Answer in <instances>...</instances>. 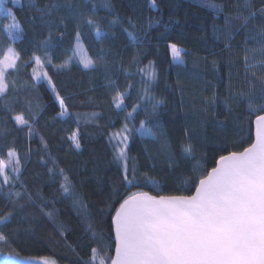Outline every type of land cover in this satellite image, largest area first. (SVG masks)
<instances>
[{"label":"trees","instance_id":"obj_1","mask_svg":"<svg viewBox=\"0 0 264 264\" xmlns=\"http://www.w3.org/2000/svg\"><path fill=\"white\" fill-rule=\"evenodd\" d=\"M50 0H37L43 5ZM115 12L122 18L121 26H115L109 31H115V38H106L97 42L94 32H88L87 26H82L84 35L77 49L75 37V21L65 19L67 27L53 28V42L56 45L51 49L55 57L53 63L60 64L69 56L72 61L69 67L62 70L54 69L51 65L44 70L51 76L60 95L65 98L69 117L58 116L60 111L58 102L55 101L52 91L45 83H38L33 90L31 72L34 61L29 58L35 52L43 57L44 50L39 41H43L49 29L42 25L39 18L33 22L30 17L37 16L35 12L24 7L26 0L14 5L11 0H6L5 6L12 9L18 22L22 25L19 38L10 37L3 27L10 23V17L0 14V58H3L9 46L15 49L21 59L17 68L7 70L9 82L15 80L16 90L11 88L5 99L9 112L3 101H0V158L8 160L7 151L15 147L19 153L22 164L20 179L25 182L29 191L36 199V207L31 209L39 217L36 224L34 237L21 239L16 245L23 256H32L37 259L48 258L56 264H84L91 255V249H100L99 255L114 256V230L111 226V217L115 214L116 207L127 195L134 192H147L160 195H191L195 191L194 180L206 175L215 167L220 155H227L230 151H242L254 141L255 116L249 114L245 104L234 107L233 113L218 101L215 109L216 115L211 111L207 118L203 112V98L212 95L218 90L222 98L226 94V85L229 77V61H236L231 69L232 83L243 84V41L246 35L240 29L239 21L232 20L233 39L227 41L222 31L225 26V16H235L236 9L232 6L236 0H155L158 8H150L149 0H111ZM208 3L223 4L224 11L215 13L207 6ZM256 7H259L257 0ZM246 14V13H245ZM66 15L62 11L60 16ZM131 16L136 23V32L141 43L133 44L122 28H129L127 17ZM103 17L104 19H100ZM154 22L148 27V20ZM93 19L106 27L111 14L108 9L99 8ZM59 23V19L56 21ZM259 23V21H255ZM217 34L214 35V27ZM252 25L250 24L249 27ZM147 29V35L144 30ZM59 32L64 36L59 37ZM164 38H159L160 34ZM150 41V43L148 42ZM175 42L185 50L183 65L175 64L170 56L167 44ZM226 43L233 45L232 53L225 48ZM106 50L103 60L99 58L100 49ZM249 48L256 44L249 42ZM73 49H76L75 53ZM92 58L94 66L84 68L80 63L81 58ZM135 58L136 62H133ZM24 61H29L25 67ZM213 61H217L214 68ZM154 62L158 79L153 82L152 92L158 99L165 101L160 109L158 121L159 129L169 141L173 153L179 163L174 171L167 167L166 157L152 155L158 151V143L145 137L141 138L134 133L128 148L129 169L136 166V174L143 177L144 173L155 178L156 183L145 182L143 179L126 188L121 186V172L118 163L113 159V147L108 143V134L121 127L126 112L132 111L133 104L137 102L140 93L144 69ZM218 69V71H217ZM239 71V75H238ZM113 80L119 85L118 89L105 86L106 81ZM131 84L132 87L128 88ZM128 95L124 101L123 110L115 107L112 97L115 91H125ZM31 100L29 107L25 103ZM37 101L43 109L36 107ZM41 111L38 119L32 121L31 113ZM23 113L25 119L33 123L34 135L26 137L27 127L15 124L16 114ZM97 113L98 117L90 124L85 121L91 119V114ZM79 114V127L81 132L80 149H76L67 139L71 132L77 128L76 115ZM259 114V113H257ZM227 116V119L225 117ZM145 119L142 110L138 109L129 127H139V122ZM214 121H220L216 124ZM99 125V126H97ZM154 131H158L155 123L150 122ZM7 131V134H4ZM47 143V150L43 143ZM191 143L195 146L192 156L182 152L181 144ZM31 149L30 156L26 155ZM63 168L70 178L76 193L87 205V216L96 232L103 233V241L93 240L88 232V220L84 214L78 215V209L72 207V198L67 199L59 191L61 177L50 178L47 167ZM43 156L47 165L40 163ZM195 169V171H193ZM7 172L12 173L11 165ZM191 177L192 179H186ZM118 191L112 194L113 186ZM41 191L45 211L55 210V219L63 223V232L58 231L55 225L39 213L41 200L36 192ZM2 196V193H0ZM5 202L0 199V214L6 211ZM7 231V229H5ZM111 243L112 247L106 246ZM0 255L11 256L12 249L0 243ZM110 264V262H109Z\"/></svg>","mask_w":264,"mask_h":264},{"label":"snow or ice","instance_id":"obj_2","mask_svg":"<svg viewBox=\"0 0 264 264\" xmlns=\"http://www.w3.org/2000/svg\"><path fill=\"white\" fill-rule=\"evenodd\" d=\"M14 5L20 4L21 0H11ZM259 7H256L257 0H236L232 5L236 9L235 16H225V26L222 30L226 35L225 39H233L231 21H239V28L246 31L244 37L243 51V84L232 83L231 69L236 61H229V77L226 85V94L221 98L218 90L213 91L212 95L203 98L204 108L201 110L207 118L210 111L215 109L218 101L228 110V114L233 113L234 107L238 108L245 104L250 115L255 116V139L242 151H230L227 155H220L213 167L206 175H201L194 180L195 191L191 195H160L154 196L147 192H134L126 196L115 209V214L111 217V226L114 230L115 255H99L100 249L93 247L91 255L84 264H264V0H258ZM6 0H0V14L10 17V23L3 27L7 30L10 37L19 38L22 32V25L12 9L5 7ZM150 8H158L155 0H149ZM207 6L215 13L224 11L223 4L208 3ZM29 11L35 12L37 16L30 17L35 22L37 18L42 25L49 29L48 36L39 41L40 47L44 50V55H33L29 58L34 61L31 77L35 83L31 88L35 90L38 83L42 82L52 91L55 101L58 102L60 111L58 116L61 118L69 117L65 98L60 95L51 76L46 70V66L51 65L54 69L62 70L69 67L72 57L69 56L60 64L53 63L55 57L50 50L55 48L53 42V28L67 27L65 19L72 18L75 23V37L77 49L81 37L84 35L81 28L87 26L88 32H94L97 42H102L106 38H115V31H109L115 26H121L122 18L115 12L111 0H50L43 5H39L37 0H26L24 5ZM99 8L108 9L111 19L107 26H101L100 22L93 19ZM62 11L66 15L60 16ZM246 13V14H245ZM59 19V23H57ZM100 19H104L101 17ZM259 23H255V21ZM129 28H122V31L130 38L133 44L141 43L136 32L137 25L131 16L127 17ZM153 21L148 20V27H152ZM252 25L249 27V25ZM214 27V35L220 40L217 34L218 28ZM147 35V29L144 30ZM64 32H59V37L64 36ZM159 38H164L161 33ZM150 43V41H148ZM256 44V47L249 48L248 43ZM167 47L172 61L177 65L185 63L183 54L185 50L175 42H169ZM225 48L232 53L233 45L226 43ZM76 49H73L75 53ZM107 54L103 46L100 49L99 58L103 60ZM20 54L11 46L7 49L3 58H0V101L4 107L11 112L13 109L8 107L5 99L10 88L16 90L15 80L9 82L7 70L17 68ZM133 62H136L133 58ZM29 61H24L25 67ZM80 63L84 68L94 66L92 58H81ZM217 61H213L214 68ZM143 73L140 93L137 102L133 104L132 111L126 112L124 122L121 127L108 134V143L113 147V159L118 163L121 172V186L127 187L143 179L145 182L156 183L155 178L147 173L143 177L136 174L135 164L129 169L128 148L134 133L141 138H149L158 143V151L152 155L155 159L158 156L166 157L167 167L175 170L179 163L173 153L172 147L164 136L163 130L159 129L158 121L160 109L165 101L158 99L152 92V85L158 79L154 62L144 69H139ZM218 71V69H217ZM239 75V71H238ZM106 87L118 89L119 85L113 80L106 81ZM132 85L129 84L128 88ZM128 95L125 91H115L112 100L117 109L123 110L124 101ZM25 103L31 107L32 101L26 100ZM37 109L42 110L43 105L37 101ZM140 109L145 115V119L139 122V127H129L137 110ZM259 113V114H257ZM41 111L31 113L32 121L38 119ZM76 115L77 128L67 137L71 144L80 149L81 132L79 127V114ZM99 114L92 113L91 119L85 121L86 124L92 123ZM215 116V111H211ZM15 124L27 127L26 137H32L34 133L33 123L25 119L23 113L16 114ZM155 123L158 131H154L150 122ZM227 119V116L225 117ZM221 124L220 121H214ZM99 126V125H97ZM4 134H7L5 131ZM47 150V143H43ZM195 146L191 143H182L183 153L192 156ZM31 149L26 155L30 156ZM8 160L0 158V199L5 202L6 211L0 214V243L8 245L12 249V255L5 259L2 264H55L48 258L37 259L32 256H23L16 245L21 239H31L34 237L36 224L39 217L31 209L36 207V199L29 191L27 185L20 179L22 174V164L19 153L15 147L8 148ZM47 167V174L50 178L59 176V191L65 199L72 198V207L78 209V215L84 214V219L88 220L87 231L91 233L93 240L103 241V233H97L90 218L87 216V205L76 193L70 178L65 174L63 168L55 166ZM40 163L47 165L43 156ZM11 165L12 173L17 175L10 176L7 172ZM195 171V169H193ZM186 179H192L186 177ZM118 191L114 185L112 194ZM36 196L41 200L39 213L47 217L58 231L63 232V223H58L55 219V210L45 211L43 205V195L41 191L36 192ZM7 229V231H5ZM107 248H111L109 243Z\"/></svg>","mask_w":264,"mask_h":264},{"label":"rangeland","instance_id":"obj_3","mask_svg":"<svg viewBox=\"0 0 264 264\" xmlns=\"http://www.w3.org/2000/svg\"><path fill=\"white\" fill-rule=\"evenodd\" d=\"M6 7V6H5ZM7 258H9V256H3V255H0V264H2V262L5 260V259H7ZM53 261V260H52ZM56 264V263H55Z\"/></svg>","mask_w":264,"mask_h":264},{"label":"water","instance_id":"obj_4","mask_svg":"<svg viewBox=\"0 0 264 264\" xmlns=\"http://www.w3.org/2000/svg\"><path fill=\"white\" fill-rule=\"evenodd\" d=\"M255 121V120H254ZM254 139H255V123H254ZM216 166V165H215ZM150 195H152V194H150ZM155 196V195H154ZM114 255H115V252H114Z\"/></svg>","mask_w":264,"mask_h":264}]
</instances>
